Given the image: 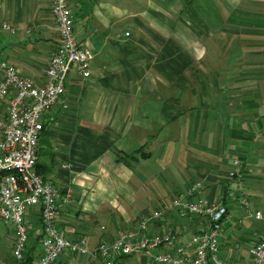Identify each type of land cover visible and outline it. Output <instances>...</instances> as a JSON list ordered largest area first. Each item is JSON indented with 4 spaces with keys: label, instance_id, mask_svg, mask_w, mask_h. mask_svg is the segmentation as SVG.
Listing matches in <instances>:
<instances>
[{
    "label": "crops",
    "instance_id": "crops-1",
    "mask_svg": "<svg viewBox=\"0 0 264 264\" xmlns=\"http://www.w3.org/2000/svg\"><path fill=\"white\" fill-rule=\"evenodd\" d=\"M53 0H0V58L45 81L60 43ZM75 31L94 52L91 77L76 66L43 116L36 170L71 193L58 226L92 248L138 230L147 214L200 181L199 196L227 207L220 255L251 259L264 221V0H70ZM2 10V12H1ZM128 33V34H127ZM9 97L0 100V117ZM242 159L241 177L230 178ZM247 198L249 207L242 205ZM38 207L31 221L40 220ZM209 227L170 212L145 232L178 241ZM11 230H14L13 227ZM35 246L36 264L41 254ZM245 246L248 248L244 249ZM66 253L67 264H90ZM134 264H155L134 253ZM131 264V263H130Z\"/></svg>",
    "mask_w": 264,
    "mask_h": 264
},
{
    "label": "built area",
    "instance_id": "built-area-1",
    "mask_svg": "<svg viewBox=\"0 0 264 264\" xmlns=\"http://www.w3.org/2000/svg\"><path fill=\"white\" fill-rule=\"evenodd\" d=\"M52 14L56 20L60 43L44 70L45 81L20 73L12 62L0 58V100L9 97L8 114L0 117V224L11 225L16 233L13 255L26 261L31 235L40 237L41 254L37 264H67L61 260L66 253L104 259L114 264L120 256L145 253L155 264H264V230L250 248V260H229L220 255L221 231L228 215L224 199L197 197L202 182H194L186 193H180L167 205L145 215L138 230L120 232L113 240L91 247L88 237L70 238L58 226L65 205L71 203V193L60 190L36 170L39 142L44 129V113L66 92L69 71L76 66L85 78L91 77L94 52L83 46L75 31V18L70 0H53ZM1 29L16 33L17 29L3 23ZM128 34V33H127ZM230 178L241 177L240 156L233 160ZM242 205L249 207L247 198ZM39 208L40 220L31 221L30 209ZM180 217L205 216L209 227L192 233L187 242L178 241L171 230L145 232L149 224L167 213ZM264 221V212L251 214ZM36 262V259H35Z\"/></svg>",
    "mask_w": 264,
    "mask_h": 264
},
{
    "label": "rangeland",
    "instance_id": "rangeland-1",
    "mask_svg": "<svg viewBox=\"0 0 264 264\" xmlns=\"http://www.w3.org/2000/svg\"><path fill=\"white\" fill-rule=\"evenodd\" d=\"M11 229H12L11 225L0 224V264H25L24 262L18 261L13 255V246L16 240V233L14 230ZM246 248H248V246L244 247V249ZM89 256L93 257L90 254H85L86 260L89 258ZM92 259L93 260H90V264L104 263V259L100 256ZM120 259H124V258L120 257L118 263L122 262V260ZM134 260L135 258H130L126 264H130V263L134 264L132 262ZM33 264H36V262L34 261ZM114 264H117V261H115Z\"/></svg>",
    "mask_w": 264,
    "mask_h": 264
},
{
    "label": "trees",
    "instance_id": "trees-1",
    "mask_svg": "<svg viewBox=\"0 0 264 264\" xmlns=\"http://www.w3.org/2000/svg\"><path fill=\"white\" fill-rule=\"evenodd\" d=\"M34 240V244L35 243H39L40 242V237L38 235H31V238H30V241L31 240ZM30 243V242H29ZM129 255H125V256H120L121 258L122 257H128ZM118 257L115 261H117V264H118V260L119 258ZM35 258H36V255H35V246H32L29 250H28V257L26 259V261H24L25 264H33L34 261H35Z\"/></svg>",
    "mask_w": 264,
    "mask_h": 264
}]
</instances>
